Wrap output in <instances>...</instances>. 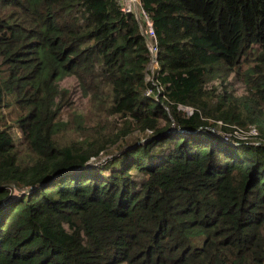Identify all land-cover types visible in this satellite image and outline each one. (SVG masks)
<instances>
[{"label":"trees","instance_id":"obj_1","mask_svg":"<svg viewBox=\"0 0 264 264\" xmlns=\"http://www.w3.org/2000/svg\"><path fill=\"white\" fill-rule=\"evenodd\" d=\"M140 2L151 79L116 0H0V264H264V0Z\"/></svg>","mask_w":264,"mask_h":264},{"label":"built area","instance_id":"obj_2","mask_svg":"<svg viewBox=\"0 0 264 264\" xmlns=\"http://www.w3.org/2000/svg\"><path fill=\"white\" fill-rule=\"evenodd\" d=\"M120 6L122 11L132 13L136 20L138 21L139 28L144 36L145 43L148 47L149 55H150V62H149V70L151 73H154V70L157 68V53L158 47L156 42L154 41V31L152 27V22L146 12L141 8L140 0H116ZM141 21L145 24V27L142 25ZM151 90L147 91V94H150ZM179 109L183 110L187 114H192V109L186 107H179ZM219 128L226 126V124L222 123L221 121H217ZM231 127V126H230ZM233 131L225 132L222 129L217 130L218 133L222 134L225 138L231 137V135L239 138V139H250L251 136L256 135L255 130H251L250 132L246 133L238 128H234Z\"/></svg>","mask_w":264,"mask_h":264},{"label":"rangeland","instance_id":"obj_3","mask_svg":"<svg viewBox=\"0 0 264 264\" xmlns=\"http://www.w3.org/2000/svg\"><path fill=\"white\" fill-rule=\"evenodd\" d=\"M5 11V9H4ZM0 61H1V58H0ZM155 71V70H154ZM149 79H151L152 77V73L151 71L149 70ZM16 115L15 113H6L4 114V122L6 125L9 126V132L11 133V135L13 136V139L14 141L16 142V144L20 143L22 138H21V132L20 130L18 129L17 125H16ZM77 134L75 132H68L64 138L65 141L67 140H70V139H73V138H76ZM143 135L142 134H139L138 137H142ZM62 138L60 139V143L64 141ZM122 143V141H119L118 144ZM107 157V156H106ZM105 158V157H102L101 160Z\"/></svg>","mask_w":264,"mask_h":264},{"label":"water","instance_id":"obj_4","mask_svg":"<svg viewBox=\"0 0 264 264\" xmlns=\"http://www.w3.org/2000/svg\"><path fill=\"white\" fill-rule=\"evenodd\" d=\"M29 189H30V187L24 188V189H19V188L15 187V193L18 195L23 194V193L27 192V190H29Z\"/></svg>","mask_w":264,"mask_h":264}]
</instances>
